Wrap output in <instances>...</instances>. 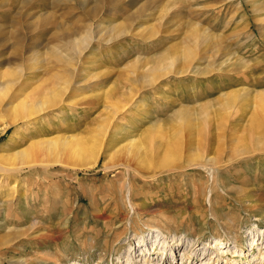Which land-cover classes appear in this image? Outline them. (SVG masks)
<instances>
[{
  "label": "rangeland",
  "instance_id": "rangeland-1",
  "mask_svg": "<svg viewBox=\"0 0 264 264\" xmlns=\"http://www.w3.org/2000/svg\"><path fill=\"white\" fill-rule=\"evenodd\" d=\"M17 65L24 94L67 89L24 125L0 119V264H119L146 227L250 251L264 230V0H0V72ZM107 120L118 166L74 167L71 149Z\"/></svg>",
  "mask_w": 264,
  "mask_h": 264
},
{
  "label": "bare ground",
  "instance_id": "bare-ground-1",
  "mask_svg": "<svg viewBox=\"0 0 264 264\" xmlns=\"http://www.w3.org/2000/svg\"><path fill=\"white\" fill-rule=\"evenodd\" d=\"M94 13L96 14V12H94ZM109 31L110 30H108L107 33H105L106 37L109 36L108 35ZM77 33H75V37H73V40L70 42L72 43V45L73 44L76 46L80 45L79 49H80V51H82L83 49H86L89 46L91 41H93L92 40L93 36L91 34L92 32L87 30L85 32V34H78L77 35ZM71 35H72V33H71ZM97 35H98V32L94 33V36L97 37ZM102 35H100L96 39L100 40V39L104 38L106 40V37H104ZM105 40H102V41H105ZM109 40H110V36H109L107 41H109ZM206 40H207V38L203 39L202 41L205 42ZM74 45H73V48H74ZM76 48L77 47H75V50H76ZM19 66L20 65H17L16 68H13V69L11 67L7 68L4 72L1 71L3 73H2V78L0 79V119L3 116H5L8 119L7 124H5L4 126H11L13 123H17V122L23 123V125H24L26 122H29L33 118H35L37 113H39L43 110L46 111V109H48V107H50L51 105H55L54 107H56V104L53 102H55L56 99H58L60 101L59 98H60V95L62 94V91L67 89V88H65L66 86L62 87L54 95H53V93H49V94H45V95L42 94L40 98L34 97V94H33V96H32V94H29V93L24 94V92L22 93V89L27 84V77H29V76H27V77L22 76L21 70H18ZM194 68H195V66H194ZM181 73H184V70L180 68L177 70L176 74H181ZM57 97H59V98H57ZM261 97H263V96H261ZM133 98H134V94L131 93L126 98V100L121 102V104L118 106V109H120V108L122 109L128 103H131ZM131 104H130V106H131ZM134 106H136V104ZM181 111H183V110H181ZM108 127H109V121L107 120L106 123L104 125H102V127H100V129L98 131L94 132L93 136L91 135L92 137L90 139L88 138V140H87L88 143L84 144L83 143L84 141H82V145L76 144V146L73 147L72 149L70 147L71 152H70V155H68V160L70 162H72V165L74 167L78 166L79 168H84V169L90 168V167L92 168V167L96 166L101 155L104 156V160L106 161V162L104 161V163H103L104 169H110V168H113L114 166L115 167L118 166V163H116V161L114 159L115 153L112 152L110 154V153L106 152L107 149L105 150L106 145H107L106 144L107 139L109 140L108 142H110L109 136L111 135L110 137H112L113 133H116V131H113L112 133L108 132L109 131ZM106 135L108 137H106ZM257 135H259V134L257 133ZM256 138H258V136ZM11 139H13V137H11ZM11 139H9V141ZM71 141H73V140L71 139ZM64 142H65V145L70 144L66 140H64ZM53 143H55V142H53ZM134 145H135V143L129 144L127 150H129V148L134 146ZM29 154H30V150L27 149L24 151H20L15 155L21 159H25L26 157L29 156ZM86 154H88L89 157H86ZM169 156L171 158L174 157V156L172 157L170 154H169ZM2 160H5V159L3 158ZM168 160H170V159H166V160H164V162H166V163L170 162ZM122 165L124 167L123 168L124 173H125L124 176L127 175L128 179L126 178L124 180L123 185L120 186L119 189H120V191H122L125 187V189L123 191H124V194H126V197L128 199V206L130 205V207L132 208L133 202L131 203V200H132L131 197H133L134 189H135V188H133L134 184H133V179L131 178V176L133 177V175L129 174L127 172L130 169L129 165H127V164H122ZM15 172H17V169L15 170ZM213 172H215V171H213ZM155 173H152V174H155ZM136 174H139V173L137 172ZM212 176L214 177V175H212ZM19 202H21L19 204V207L23 208V211H25L26 216H27L29 214L27 211L28 204L24 203V198H23V200L21 198V200ZM5 205H7V202L5 204H0V218H1L0 223L6 222L5 221L7 218L6 211L9 209V206L7 205L8 206V209H7V206H5ZM117 223H119V222H117ZM0 228H3V225H2V227L0 226ZM146 228H148V234L146 236H144V234L142 232L138 233V232L134 231V235H133L134 236V238H133L134 244L130 243L128 245L123 256H121L122 259L119 261V264H168V263L169 264H173V263L178 264L179 261H180V264H251V262H253V263L255 262V264H264V230L259 229L256 225H254L252 228H250L249 234L247 235L249 238V241H250V244H249L250 251H248L247 254L244 253V249L242 247L243 243L240 242L236 238H234L230 241H227V242H225L224 240H222L220 238H216L213 241L214 245L213 244L212 245L206 244V246L200 247L196 244L194 247H192L194 245V243L191 244L192 241L187 242V244L184 245L185 243L182 242V241H184L183 238L170 235L168 232H166L165 230H163L161 228H158V227H146ZM109 230H110V228H109ZM9 232H11V231L9 230ZM117 233H118V231H117ZM6 234H7V232H6ZM18 234H20V233L17 232L16 234H14V236L12 238L10 237V239H8V240L6 239L5 242H3V244H7V246L12 245L13 239L15 237L17 238ZM21 236H22V234H21ZM111 236H112V234H111ZM229 242L232 243V247H231V245H228ZM181 245H184V247L181 249H178V247ZM177 255H178V258H177ZM153 256H154V258H153ZM12 264H35V263H28V261L26 259L18 257L15 259L14 262H12ZM36 264H56V263H55V261L49 260V261H40ZM69 264H83V263L71 262ZM108 264H113V263L110 262Z\"/></svg>",
  "mask_w": 264,
  "mask_h": 264
}]
</instances>
